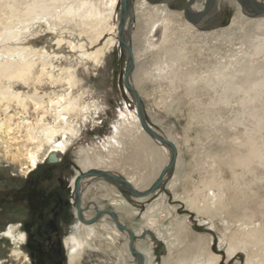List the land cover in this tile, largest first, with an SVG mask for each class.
I'll use <instances>...</instances> for the list:
<instances>
[{"label":"bare ground","instance_id":"6f19581e","mask_svg":"<svg viewBox=\"0 0 264 264\" xmlns=\"http://www.w3.org/2000/svg\"><path fill=\"white\" fill-rule=\"evenodd\" d=\"M119 1L1 0L0 14L4 21L0 20L3 27L0 35V110L6 117L0 119V132H6L7 136L24 133L25 142L32 145L26 152H18L24 162L22 167L25 176L38 170L43 163H59L67 155L73 142L81 136L82 129L87 124H96L97 117L94 116L103 110V103H87L85 100L87 92L75 95L74 90L79 85L77 70L72 64L68 67L59 65L64 59L70 63L76 62L79 66L93 64L94 67H101L106 54L117 43L114 37L106 40V36L115 33L111 20L116 14ZM139 1V10L145 12L140 36L145 51L148 50L145 46L150 44V38L159 30L163 31L162 43L154 53L151 77L159 80L160 86L165 85L169 89L166 90L169 96L162 98L165 105L169 101L170 107L176 106L177 97L184 96L193 109L192 123L200 125L207 131L209 128L225 126L227 135L219 132L221 134L219 142L227 143L230 151L218 154L217 159L224 164L227 163L236 180L247 176L253 178L246 188L235 191V197L231 202L224 186L225 182L221 180V173L215 167L210 178L202 180L191 189H188V186L183 188L185 191L183 190L182 200L187 207L212 220L226 214L227 220H223L225 229L223 241L228 242L229 256L243 251L247 255L246 264H264V223L257 224L260 217L264 222V196H259V193L252 192L251 189L255 185L264 186V173L258 175L254 168L257 166L264 170V15L244 14L239 6L228 29L208 35L199 33L189 23L182 22L181 25V22L174 19L172 11L167 8L174 0H169L168 5L153 6L147 4L145 0ZM223 1L213 0V8L206 14L207 0H195L191 10L197 14H206L200 21L203 22L212 17ZM248 16L253 17L247 18ZM199 23L194 26L199 28L206 22L201 26ZM71 24L75 25L73 29L77 27L81 30L80 37L84 35L87 37L90 49L101 45L103 41L105 43L90 52L85 43L67 41L59 30L61 26ZM35 27L44 33L41 35L42 45L37 44L36 34L30 32ZM182 27L185 30L182 36L178 37L174 30L180 31ZM187 34L191 41L187 40ZM140 52V49L134 50L135 58H138ZM59 62L61 64H58ZM37 68L40 70H36ZM46 80L53 88L55 86L68 88L62 90L63 93L52 92L44 95H39L37 89L31 95L15 90V86L20 83L25 87L30 83L42 87L46 85ZM127 82L131 84L130 79ZM172 97H175L174 100ZM30 103L37 114L35 123L20 118L16 123V115L10 114L11 106L15 104L25 116L28 114ZM49 116L52 117V122L48 120ZM118 118L113 124L112 135L101 141L103 145L99 147V151L80 152L78 161L82 170L80 174L119 169L130 183V189L139 192L136 200L147 201L149 197L141 193L152 181L159 178L162 170L169 164L166 158L167 150L155 147L156 142L143 130L136 111H130L127 105L120 111ZM172 143L178 151L177 142ZM179 153L180 151L178 155ZM206 155L207 152L204 156ZM142 156L143 159H147L145 168L148 170L147 174L135 170L133 166L140 162ZM218 160L214 162L216 166ZM179 164L180 159L177 160V165ZM237 170L243 171L240 176L236 175ZM77 177L78 175L72 180L71 187L74 191ZM176 178L172 179L170 184L172 189L182 180V177L178 180ZM183 181L187 183L185 178ZM116 197L110 199L111 206L117 211L124 210L128 216L135 217V210H129L128 203L123 198L117 200ZM253 197L262 198V201L256 204L258 210L248 205L242 206L245 201L251 203ZM161 198L165 203V196L162 195ZM238 202H241L238 205L242 207L239 211L233 209L234 203ZM102 208L103 206L95 201L91 203V211L101 212ZM166 209L160 203L150 206L143 215V219L148 222L146 228L152 229L167 247L169 256L163 264H222L218 255L217 257L216 254L209 252L211 239L205 236L193 237L190 234L187 242L186 238L189 237L187 233L190 229L186 220L176 219L174 228H165L161 225L164 229H160L156 213L162 211L161 220L164 222L172 216L170 209ZM82 210L85 209L82 207ZM164 213H168V217L163 215ZM81 215L89 221L94 218L93 214L89 216L86 212H82ZM99 220V224L87 225L89 221L84 224L86 221L79 219L72 226L73 233L64 240L68 251V264L80 263L84 253L91 250L94 242L103 238L102 235L105 234L110 247L115 245L119 238L124 239L125 244L120 255L121 264H154L150 236L144 245L134 241V238H139L140 230H136L135 234L134 231L126 233L120 231L121 226L125 227L121 217L113 218L105 213ZM99 226L105 233L99 230ZM21 227L20 224H10L0 231V240H6L12 246L10 257L14 258L15 262L21 258L31 261L29 255L23 251L28 237ZM133 253L137 255L133 256ZM5 262L4 259H0V264Z\"/></svg>","mask_w":264,"mask_h":264},{"label":"rangeland","instance_id":"374dc122","mask_svg":"<svg viewBox=\"0 0 264 264\" xmlns=\"http://www.w3.org/2000/svg\"><path fill=\"white\" fill-rule=\"evenodd\" d=\"M188 1L174 0L168 7L166 6L168 10L172 11L174 19L176 18V20L181 22V25H183L182 22L192 25L184 16V8ZM258 1L264 3V0ZM139 2V0H128L127 16L125 23H123V14L121 13V3L119 1L116 14L111 20V26L114 27L115 33L110 36L107 34L106 36V40L114 37L117 43L106 54L101 67H94L93 64L79 66L76 65V62L70 63L69 60L65 61L64 59L62 60V64L61 62L58 63L61 64L59 65L60 67H68V65L70 66L72 64L77 70L76 76L79 85L74 90L75 95L87 92L85 97L87 103H103L104 105L103 110L97 116H94L97 117L96 124H87L82 129L81 136L73 142L67 155L59 163H43L39 166L38 170L25 176L22 167L24 162H22L23 160L19 157L18 152L24 153L26 149L32 148V145L25 142L24 133L21 135L20 133H14L7 136L6 132H0V231L4 230L10 224L22 225L21 229L28 237L27 245L23 248V251L31 258V261L21 258L15 262V259L10 257L12 250L10 243L6 240H0V259L6 261L4 264H68V251L64 245V240L68 235L73 233L72 226L79 220L75 214V209L78 208L79 202L77 188L74 191L71 187L72 180L77 175L78 177L76 179L79 180L78 189L81 198L80 203L85 209H81V213L86 212L89 216L93 214L96 217L98 213L90 209L91 203L95 201L103 206V211L100 212V216L111 212L114 217L122 218V224L126 227L119 228L122 233L134 231L135 234L136 230L141 231L139 238H134V241L146 245L145 242L148 236H150L153 243L154 264H163L164 260L169 256V253L164 241L159 239L152 229L146 228L148 222L143 219V215L150 206L160 203L163 204L164 208H167L166 210L170 209L169 211L172 212L171 217H168V213L163 214L168 217L164 222L162 221L163 219L161 220L162 207L157 212L160 216L156 213V220H158L157 223L160 229H164L161 225H164L165 228H174L173 224L176 219L186 220L190 229L187 235L189 236L191 234L193 237L205 236L211 239L209 252L216 254V256L218 255L219 257H217L222 264H246L247 255L245 252H238L237 254L239 255L235 254L237 256H229L227 253L229 245L226 240L223 241V234L225 233L223 220H227V215L225 214V216L222 215L212 220L204 215H199L195 210L187 207L182 198L184 195L183 188L188 186L187 188L191 189V187L193 188L194 185H197L202 180L210 178L215 167L221 173V180L225 182L224 186L227 188L231 202L235 197V191L246 188L253 181V178L252 176H247L245 178L239 177L236 180L235 175L227 167V163L225 162V165L217 159L218 154L221 155L230 151V146L227 143L219 142L221 135L219 132L222 131L224 135H227L225 126H217V131L216 128H209L207 131L205 128L200 127V125L192 123L193 109L188 99L184 98V96L179 95L177 97L178 102L176 106L170 107L168 105L169 101L165 105L164 99L169 96L167 94L169 89L165 85H162L163 87L160 86L158 83L159 80L151 77L154 69V53H156L157 48L162 43L163 31L159 30L150 38L149 47L144 45L148 48L145 51L142 45V38L140 37L145 12L142 13L139 10ZM238 7L239 5L236 0H224L220 8L212 15V19L203 21L206 22L203 26H201L203 22L199 23L202 29H200L201 27L192 26L199 33H206L208 35L221 33L231 26ZM247 18L251 17L248 16ZM0 20L1 22L4 21V17L1 14ZM73 26L75 25L61 26L59 30V33L67 41L85 43L90 52L105 43L103 41L101 45H96L93 49H90L91 46L87 37L85 35L80 37L81 30L77 27L73 29ZM121 28V37L132 50V56H130L127 48L119 41V30ZM75 29L78 30L76 31ZM183 30H185L184 27L180 28V31L175 32L174 30V33L178 37H181ZM40 31L41 29L38 27L30 30L32 34H36L37 44L42 45L41 35H44V33ZM2 32L3 27L0 24V35H2ZM186 37L187 40L191 41L188 34ZM136 49L141 50L138 58H135L133 55ZM36 70L39 71L40 69L37 68ZM35 72L38 73L37 71ZM128 79L131 81L129 86L132 89L126 86V83L129 84L127 82ZM45 84L40 87L39 85L30 83L29 86L25 87L20 83L15 86V90L31 95L37 89L39 95H44L52 92L63 93L68 88L62 86H55L53 88L47 83V80ZM134 91L140 97V110H138V96ZM172 98L174 100L175 97ZM170 101L172 100L170 99ZM126 105L130 111H136L137 116L141 112L145 123L158 136L166 140L169 139L172 142L174 141V143L176 141L179 149L178 151L176 150L177 155L174 166L167 171L162 183L156 187V190L151 191L155 185H158L159 178L152 181L149 187L142 191L141 194L149 197L147 201L145 200L143 202H138L136 200L137 196L132 193V190L117 181L99 176L88 177L86 174L81 175L82 170L78 164L82 150H89L90 152L93 150L99 151V147L103 145L101 141L106 140L107 137L112 135L113 124L118 121L119 113L121 110H124ZM10 114L16 115V123L19 121L18 118L34 123L37 118L33 104L30 105L28 114L25 116L23 113L21 114V109L16 107L15 104L11 106ZM5 117V113L0 110V119L3 120ZM48 120L53 121L51 116L48 117ZM143 130L146 132L145 129ZM146 133L148 134V132ZM148 136L151 137L149 134ZM154 141L156 142V148L162 147L167 150V163H170V160L174 156L173 149L156 140ZM179 151L180 153L178 155ZM206 152L207 155L204 156ZM178 159H180L179 166L177 165ZM139 160L140 162L138 164H133L134 168H136L135 170L138 169L147 174L148 170H145L147 167V159H143L142 156ZM217 160L218 163H216V166L214 162ZM254 168L258 175L264 173L262 168L257 166ZM242 172V170H237L236 175L240 176ZM106 173L126 179L123 172L119 171V169ZM174 177H177V180L182 177V180L181 182L178 181L179 185L172 189L170 188V184L175 179ZM184 178L188 184L184 183ZM251 189H253L252 192L259 193V196H264V186L255 185ZM113 192L116 194L114 195ZM137 193L139 194L138 191ZM162 195L165 196V203H163L161 198ZM113 197H116L117 200L123 198L128 203L129 210H135V217L128 216L124 210L117 211L115 207L111 206L110 199ZM180 197L181 199H179ZM251 200V203L245 201L242 206L248 205L252 209L258 210L259 207L256 204L260 203L262 198L253 197ZM240 203H234L233 209H238L239 211L242 208L239 206ZM166 210L164 211L168 212ZM100 216L91 221L85 219L83 216L81 218L83 221H86L84 224H87L89 221L87 225H94L100 221ZM262 220V217L257 219V224L258 222L263 224L264 222ZM171 224L172 226H170ZM99 230L105 233L101 226H99ZM191 236L187 237L188 239L186 238L187 242ZM102 237L94 242L93 248L87 250L80 263L77 264H121L120 255L123 252L124 239L122 237L119 238L115 245H111L110 247V242L105 239L106 234L104 236L102 235ZM134 241H132V244ZM136 255L137 253H133V256ZM21 260L22 262H20Z\"/></svg>","mask_w":264,"mask_h":264},{"label":"water","instance_id":"95a60500","mask_svg":"<svg viewBox=\"0 0 264 264\" xmlns=\"http://www.w3.org/2000/svg\"><path fill=\"white\" fill-rule=\"evenodd\" d=\"M145 1L148 4H150V5H163V4H167L168 5L169 4V2H168L169 0H145ZM194 1L195 0H189L188 1L187 5L184 8V16H185V19L188 22H190L192 25L197 26L198 23L202 19H204L205 16H206V14L208 12H210V10L213 8L214 2H213V0H207V4H206V14L204 15L203 13H198L197 14V13L192 12L191 7H192ZM236 2L241 7V9H242V11H243L244 14L253 15V16L254 15H262V16L264 15V3L259 2L258 0H236ZM120 3H121V10H122L121 13L123 14V21H124V22L123 21L122 22L125 23L126 16H127V10H128V8H127L128 7V0H120ZM253 16H250V17H253ZM119 32H120V36H119L120 43L127 48V50L130 53V56H132V50L130 49V47L126 44V42L121 37L122 28H121V30H119ZM132 69H133V67H132ZM126 86L128 88L132 89L129 86V84H127V83H126ZM134 92L138 96L137 92L136 91H134ZM140 107H141V102H140V97L138 96V110H140ZM138 116H139L140 123H141L143 129H145L146 132H148V134L151 136L152 139L158 141L161 144H164V145L172 148L173 151H174V156H173L171 162L162 170V172L160 174L158 185L157 186L155 185L152 188L151 191L153 192V191L156 190V187H158L162 183V181H163V179H164L167 171L170 170L174 166V164L176 162V155H177V153H176L175 145L172 142H170V140H166V139L161 138L160 136H158L145 123V121H144V119L142 117L141 112H139V115ZM86 175H88V177L89 176H99V177L106 178V179H109V180H114V181H117V182L123 184L124 186H126L129 189L131 188L130 183L126 179H122L121 177L116 176V175H110V174H108L106 172H103V171H97V172L90 171V173H88ZM78 181L79 180L77 179V183H76L77 186H76V188H77L78 199H79L77 217L80 219V221H83L82 218H81L82 204L80 203V191L78 189V184H79ZM130 190H132V193L134 195L139 196L138 193L135 190H133V189H130ZM144 196H147V195H144ZM97 213H98V215L96 217H94L93 220H95L98 216H100V212H97ZM107 214H110L114 218V215L111 212L110 213H107ZM121 228H125V227H122L121 226Z\"/></svg>","mask_w":264,"mask_h":264}]
</instances>
